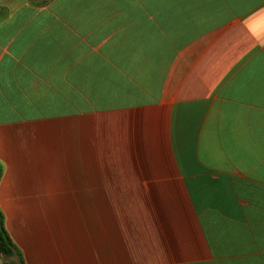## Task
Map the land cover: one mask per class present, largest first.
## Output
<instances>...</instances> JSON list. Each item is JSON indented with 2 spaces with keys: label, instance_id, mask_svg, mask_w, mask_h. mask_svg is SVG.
Returning <instances> with one entry per match:
<instances>
[{
  "label": "crops",
  "instance_id": "1",
  "mask_svg": "<svg viewBox=\"0 0 264 264\" xmlns=\"http://www.w3.org/2000/svg\"><path fill=\"white\" fill-rule=\"evenodd\" d=\"M0 216L24 264H264V0H0Z\"/></svg>",
  "mask_w": 264,
  "mask_h": 264
},
{
  "label": "trees",
  "instance_id": "2",
  "mask_svg": "<svg viewBox=\"0 0 264 264\" xmlns=\"http://www.w3.org/2000/svg\"><path fill=\"white\" fill-rule=\"evenodd\" d=\"M14 255H17L19 258L18 264H24L21 259V254L11 241L9 235L7 234L3 226L2 217L0 216V257L6 259L1 264H12L11 258Z\"/></svg>",
  "mask_w": 264,
  "mask_h": 264
},
{
  "label": "rangeland",
  "instance_id": "3",
  "mask_svg": "<svg viewBox=\"0 0 264 264\" xmlns=\"http://www.w3.org/2000/svg\"><path fill=\"white\" fill-rule=\"evenodd\" d=\"M5 260H6V259L0 257V264H1L3 261H5ZM12 264H18V263H13V262H12Z\"/></svg>",
  "mask_w": 264,
  "mask_h": 264
}]
</instances>
